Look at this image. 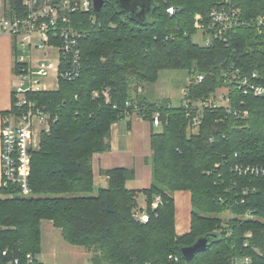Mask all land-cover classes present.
<instances>
[{"label":"trees","instance_id":"obj_1","mask_svg":"<svg viewBox=\"0 0 264 264\" xmlns=\"http://www.w3.org/2000/svg\"><path fill=\"white\" fill-rule=\"evenodd\" d=\"M105 1L92 12L95 24L91 16L81 18L88 35L81 40L79 78L30 96L51 113V129L32 155V196H21L16 185L0 187V264H41L44 221L70 245L93 250V264H244V258L264 264V175L235 171L264 168V99L230 89L224 77L234 68L243 76L257 73L264 84V0H154L145 19ZM21 2L12 0V7ZM226 6L238 9L244 24L226 40L195 43L197 16L206 30L212 11ZM164 71L189 74L180 106L143 94ZM198 75L204 77L199 84ZM226 87L229 107L193 109L215 103ZM188 113L201 116L195 132ZM132 114L152 124L161 116L162 127L151 134L154 182L129 190L135 171L114 168L106 172L108 187L94 195V156L110 151L113 125ZM178 191L192 195L191 230L184 235L176 232ZM139 194L146 197L143 211ZM141 212L147 222L138 219ZM205 237L208 249L186 260L182 249Z\"/></svg>","mask_w":264,"mask_h":264},{"label":"built area","instance_id":"obj_2","mask_svg":"<svg viewBox=\"0 0 264 264\" xmlns=\"http://www.w3.org/2000/svg\"><path fill=\"white\" fill-rule=\"evenodd\" d=\"M92 12H95L94 0H22L19 9L12 7V0H0V36L7 35L13 39L14 76L17 80L12 90V107L2 115L1 187L16 185L21 196H32L29 184L32 155L40 149L42 134L50 132L52 116L46 107L38 106L30 96L51 91V82L79 78L82 68L81 40L88 35L81 18L91 16L89 21L95 24L97 20ZM168 13L173 15L175 9L169 8ZM263 21L260 20V24ZM243 24L238 9L229 6L214 9L211 23L204 29V45L209 46L214 39L226 40L228 32ZM18 47H22L24 54L29 49V57L18 56ZM224 77L230 89L232 86L244 95L264 99V84L257 73L243 76L231 68ZM203 80L204 77L198 75L195 83ZM188 84H191L190 80ZM230 89L226 87L218 91L215 103H194L193 109L201 113L208 106L229 107ZM188 117L191 132L197 131L202 123L201 116L188 113ZM153 125L162 127L160 114L154 115ZM235 171L264 175V168L260 167L236 166ZM159 203L158 197L154 207ZM137 217L142 222L148 221L146 215L139 214ZM28 259H32L30 255ZM242 262L249 264L251 259L244 258Z\"/></svg>","mask_w":264,"mask_h":264},{"label":"crops","instance_id":"obj_3","mask_svg":"<svg viewBox=\"0 0 264 264\" xmlns=\"http://www.w3.org/2000/svg\"><path fill=\"white\" fill-rule=\"evenodd\" d=\"M13 65V40L9 36H2L0 37V157L2 114L12 107ZM155 128L159 127H155L151 121L148 122L136 114L113 125L109 140L110 151L96 154L93 159L95 195L99 189L108 187L109 180L106 172L114 168H127L135 171V178L127 183L129 190L140 191L152 186L153 167L150 165L141 169L136 167L139 163H146L145 159L149 156L153 157L151 134L156 131ZM2 181L0 160V187ZM174 194L176 232L178 235H184L191 230L192 195L188 191H178ZM145 208L146 197L138 210L143 211ZM141 214L144 215L143 212ZM49 257L53 258L52 262L48 259ZM93 257V250L70 245L64 240L62 231L52 222H43L42 252L38 256L41 264H93Z\"/></svg>","mask_w":264,"mask_h":264},{"label":"rangeland","instance_id":"obj_4","mask_svg":"<svg viewBox=\"0 0 264 264\" xmlns=\"http://www.w3.org/2000/svg\"><path fill=\"white\" fill-rule=\"evenodd\" d=\"M196 20H197L196 24L198 25H196L195 27L199 30V32L193 36V41L197 44L203 45L205 44V41H206L205 31H204V28H202V26L198 23L200 21L199 16H197ZM2 36H7V35H2ZM14 54H15V49H14V42H13V63H14ZM18 56L20 57L25 56L26 58H28L29 49L25 50V54H24V50L22 49V47H18ZM34 56H35V53H34ZM16 83H17V80L14 76V84ZM188 83H189V74L187 73V71H164L161 73L160 79L156 84H149V85L144 86L143 94L153 103L170 104L172 106L177 107V106H180L183 102V98L185 97L186 92H187ZM59 86H60L59 81L58 83L55 81L51 82L50 90L55 91L59 89ZM140 91H142V89H140ZM155 130L159 131L160 129L155 128ZM145 161L146 163H139L136 168L141 169V168L148 167V165L152 166L151 156L145 159ZM174 197H175V194H174ZM144 199H145V195L139 194V198L137 201L139 206H142V204L144 203ZM224 218H227V216L225 215ZM48 259L51 260V262L53 261L52 257H49Z\"/></svg>","mask_w":264,"mask_h":264},{"label":"water","instance_id":"obj_5","mask_svg":"<svg viewBox=\"0 0 264 264\" xmlns=\"http://www.w3.org/2000/svg\"><path fill=\"white\" fill-rule=\"evenodd\" d=\"M105 3V0H94V11L99 13ZM114 3L120 12L139 19L147 18L155 6L154 0H114ZM209 245L210 240L207 237L200 238L194 245L183 248L182 255L186 260H192L198 252L208 249Z\"/></svg>","mask_w":264,"mask_h":264}]
</instances>
